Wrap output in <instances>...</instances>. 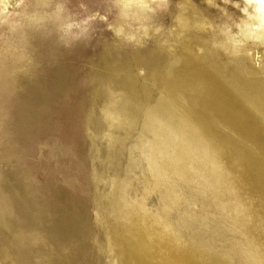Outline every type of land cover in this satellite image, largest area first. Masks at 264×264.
<instances>
[{"label":"rangeland","instance_id":"rangeland-1","mask_svg":"<svg viewBox=\"0 0 264 264\" xmlns=\"http://www.w3.org/2000/svg\"><path fill=\"white\" fill-rule=\"evenodd\" d=\"M217 15L173 0L160 44L97 17L32 34L28 70L0 55V264H264V49H213Z\"/></svg>","mask_w":264,"mask_h":264},{"label":"clouds","instance_id":"clouds-1","mask_svg":"<svg viewBox=\"0 0 264 264\" xmlns=\"http://www.w3.org/2000/svg\"><path fill=\"white\" fill-rule=\"evenodd\" d=\"M172 2L105 0L104 15L97 10L77 22L78 14L67 7L70 0H0V55L6 53L20 65L21 71L28 70L36 65L32 34L55 32L61 39L68 35L80 39L86 37L89 26L97 17L124 46L143 49L153 40L160 44V38L168 30L161 18L170 12ZM205 3L218 12L214 20L205 16L200 24L201 30L209 33L213 49L232 56L250 55L252 50L264 49V0H205ZM181 8L182 5L177 4L174 24L184 21ZM108 16L112 17L110 21ZM74 29L78 30L75 34ZM179 63L177 58L175 66Z\"/></svg>","mask_w":264,"mask_h":264},{"label":"bare ground","instance_id":"bare-ground-1","mask_svg":"<svg viewBox=\"0 0 264 264\" xmlns=\"http://www.w3.org/2000/svg\"><path fill=\"white\" fill-rule=\"evenodd\" d=\"M212 85H214V84H212ZM212 85H210V83H209V86H208V88L210 87V89H209V91H207L206 92V94H208V93H210V94H214V93H216L215 92V89L218 87L217 85H214V86H212ZM216 87V88H215ZM218 89H219V93H222V97H220V99L224 102L223 104H226L227 105V100H230V96L228 95V93L227 92H225V89H221V88H219L218 87ZM221 101V102H222ZM232 110V108H230V111ZM229 113V112H228Z\"/></svg>","mask_w":264,"mask_h":264}]
</instances>
